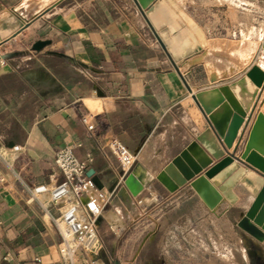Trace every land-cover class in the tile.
I'll return each instance as SVG.
<instances>
[{
  "label": "crops",
  "instance_id": "obj_1",
  "mask_svg": "<svg viewBox=\"0 0 264 264\" xmlns=\"http://www.w3.org/2000/svg\"><path fill=\"white\" fill-rule=\"evenodd\" d=\"M21 1L0 0V14ZM171 2L205 40L264 41V0ZM39 41L49 44L34 51ZM262 53L259 47L251 65L264 72L256 64ZM249 66L214 84L197 66L184 75L188 90L133 0H58L0 42V264H69L58 252L54 224L63 205L31 194L37 186L63 181L54 155L65 145L74 146V156L94 172L106 214L112 211L129 230L125 237L108 230L106 252L91 264H186V241L174 247L165 238L152 254L157 237L144 235L146 227L187 222V205L195 213L208 209L188 186L170 193L155 176L207 128L192 96L227 86ZM263 100L261 95L256 112ZM81 118L94 124V132ZM111 140L122 143L153 178L135 197L123 186L127 173L108 149ZM233 194L236 204L224 201L214 214L232 226L252 201L240 184ZM231 208L239 212L230 218ZM241 240L250 256L256 252L264 259ZM72 264L90 263L77 250Z\"/></svg>",
  "mask_w": 264,
  "mask_h": 264
},
{
  "label": "water",
  "instance_id": "obj_2",
  "mask_svg": "<svg viewBox=\"0 0 264 264\" xmlns=\"http://www.w3.org/2000/svg\"><path fill=\"white\" fill-rule=\"evenodd\" d=\"M58 0H22L0 14V42L18 32L25 23L42 14ZM184 85V75L201 66L210 84L232 79L227 86L198 92L192 99L206 118L203 130L177 157L155 176L170 193L188 186L211 213L226 201H238L233 194L240 184L252 201L235 222L239 236L248 246L262 252L264 245V100L246 135L239 156L236 151L249 121L264 95V72L251 65L261 45L242 41L205 40L197 26L171 0H133ZM48 41L33 45L40 51ZM93 171L87 172L92 180ZM153 180L139 164L123 178L125 190L137 196ZM97 186V181L93 180ZM256 253V252H254Z\"/></svg>",
  "mask_w": 264,
  "mask_h": 264
},
{
  "label": "built area",
  "instance_id": "obj_3",
  "mask_svg": "<svg viewBox=\"0 0 264 264\" xmlns=\"http://www.w3.org/2000/svg\"><path fill=\"white\" fill-rule=\"evenodd\" d=\"M89 132H94V124L81 118ZM108 149L118 162L122 174H126L135 163V157L119 141L111 140ZM17 151L18 148H13ZM74 146L65 145L54 155V167L63 176V181L54 186L41 185L32 189L33 198L46 194L54 204H62L63 210L54 219L60 235L58 252L72 264L77 250H81L91 264L100 252L105 251V243L100 235L102 224L110 231L116 228L106 218L105 199L101 191L87 176V165L73 154ZM3 181L0 175V182Z\"/></svg>",
  "mask_w": 264,
  "mask_h": 264
},
{
  "label": "rangeland",
  "instance_id": "obj_4",
  "mask_svg": "<svg viewBox=\"0 0 264 264\" xmlns=\"http://www.w3.org/2000/svg\"><path fill=\"white\" fill-rule=\"evenodd\" d=\"M256 64L264 67V53L258 56ZM255 114L256 109L249 125L252 123ZM243 142L244 138L238 146L236 156H239ZM238 212L239 210L231 208L228 215L231 218ZM185 215L187 216V222L183 223H177L175 220L170 224L166 222L149 223L144 235L148 233V237H157L156 243L150 245L152 254L158 251L159 248H163V239L168 238L172 244L174 243V247H178V242L186 241L185 244H181V246L187 248L188 257H191L186 261V264H251L252 258L247 252L246 245L238 236L235 225L232 226L226 218L217 217L213 213L204 211V209L203 212L198 211V213H195L192 205H187ZM106 218L115 227L120 226L119 229H114L117 234L123 235V237L129 234V230L125 229L123 221L112 211L106 214ZM106 228L104 225L100 228V235L103 240L107 239L106 233L109 228ZM158 243L161 244L158 245ZM255 249L260 252L257 248ZM260 253L264 254L263 251ZM196 255L198 260H194Z\"/></svg>",
  "mask_w": 264,
  "mask_h": 264
},
{
  "label": "flooded vegetation",
  "instance_id": "obj_5",
  "mask_svg": "<svg viewBox=\"0 0 264 264\" xmlns=\"http://www.w3.org/2000/svg\"><path fill=\"white\" fill-rule=\"evenodd\" d=\"M251 258H252L251 264H264V259L261 255L253 253V255H251Z\"/></svg>",
  "mask_w": 264,
  "mask_h": 264
},
{
  "label": "bare ground",
  "instance_id": "obj_6",
  "mask_svg": "<svg viewBox=\"0 0 264 264\" xmlns=\"http://www.w3.org/2000/svg\"><path fill=\"white\" fill-rule=\"evenodd\" d=\"M124 191V190H123Z\"/></svg>",
  "mask_w": 264,
  "mask_h": 264
}]
</instances>
